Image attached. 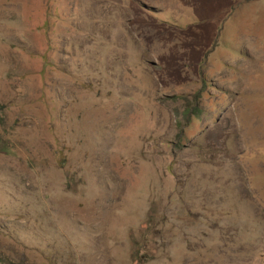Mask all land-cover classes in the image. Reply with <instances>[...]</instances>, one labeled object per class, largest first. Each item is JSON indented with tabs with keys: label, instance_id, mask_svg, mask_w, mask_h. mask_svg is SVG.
Segmentation results:
<instances>
[{
	"label": "rangeland",
	"instance_id": "1",
	"mask_svg": "<svg viewBox=\"0 0 264 264\" xmlns=\"http://www.w3.org/2000/svg\"><path fill=\"white\" fill-rule=\"evenodd\" d=\"M0 264H264V0H0Z\"/></svg>",
	"mask_w": 264,
	"mask_h": 264
},
{
	"label": "trees",
	"instance_id": "2",
	"mask_svg": "<svg viewBox=\"0 0 264 264\" xmlns=\"http://www.w3.org/2000/svg\"><path fill=\"white\" fill-rule=\"evenodd\" d=\"M48 23V22H47ZM48 62L46 61L45 64H47ZM48 65V64H47ZM71 183L68 182V185H70ZM138 257H145V256H148L149 254L147 253V251L143 252V253H140V251L137 253Z\"/></svg>",
	"mask_w": 264,
	"mask_h": 264
}]
</instances>
